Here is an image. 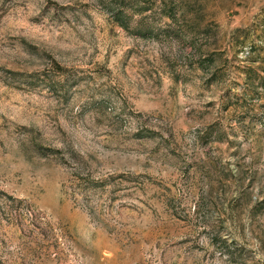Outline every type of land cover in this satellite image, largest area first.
I'll list each match as a JSON object with an SVG mask.
<instances>
[{"label": "rangeland", "instance_id": "obj_1", "mask_svg": "<svg viewBox=\"0 0 264 264\" xmlns=\"http://www.w3.org/2000/svg\"><path fill=\"white\" fill-rule=\"evenodd\" d=\"M0 264H264V0H0Z\"/></svg>", "mask_w": 264, "mask_h": 264}]
</instances>
